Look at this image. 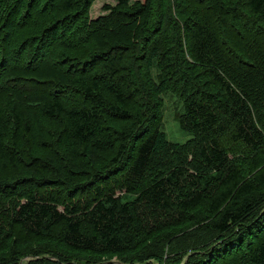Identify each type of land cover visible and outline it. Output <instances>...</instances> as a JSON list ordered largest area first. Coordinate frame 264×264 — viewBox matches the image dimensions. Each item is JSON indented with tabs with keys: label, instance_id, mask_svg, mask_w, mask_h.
I'll use <instances>...</instances> for the list:
<instances>
[{
	"label": "trees",
	"instance_id": "1",
	"mask_svg": "<svg viewBox=\"0 0 264 264\" xmlns=\"http://www.w3.org/2000/svg\"><path fill=\"white\" fill-rule=\"evenodd\" d=\"M95 1L0 0V264H264V0Z\"/></svg>",
	"mask_w": 264,
	"mask_h": 264
},
{
	"label": "rangeland",
	"instance_id": "2",
	"mask_svg": "<svg viewBox=\"0 0 264 264\" xmlns=\"http://www.w3.org/2000/svg\"><path fill=\"white\" fill-rule=\"evenodd\" d=\"M116 0H97L89 8V19L95 20L99 16L108 14L104 10L106 6H114ZM162 131L165 133L166 138L171 144H182L192 138V135L182 130L175 121V112L181 108V102L171 93H164L162 96ZM117 264V263H115Z\"/></svg>",
	"mask_w": 264,
	"mask_h": 264
}]
</instances>
